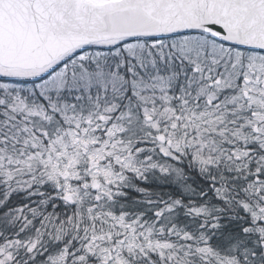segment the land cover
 I'll list each match as a JSON object with an SVG mask.
<instances>
[{"label": "snow or ice", "instance_id": "6c2138e0", "mask_svg": "<svg viewBox=\"0 0 264 264\" xmlns=\"http://www.w3.org/2000/svg\"><path fill=\"white\" fill-rule=\"evenodd\" d=\"M0 264H264V0H0Z\"/></svg>", "mask_w": 264, "mask_h": 264}]
</instances>
